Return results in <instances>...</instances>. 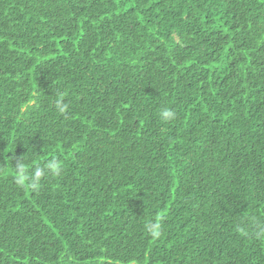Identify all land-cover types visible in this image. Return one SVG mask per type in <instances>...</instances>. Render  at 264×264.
I'll return each mask as SVG.
<instances>
[{
  "label": "trees",
  "instance_id": "obj_1",
  "mask_svg": "<svg viewBox=\"0 0 264 264\" xmlns=\"http://www.w3.org/2000/svg\"><path fill=\"white\" fill-rule=\"evenodd\" d=\"M0 264H264V0H0Z\"/></svg>",
  "mask_w": 264,
  "mask_h": 264
},
{
  "label": "clouds",
  "instance_id": "obj_2",
  "mask_svg": "<svg viewBox=\"0 0 264 264\" xmlns=\"http://www.w3.org/2000/svg\"><path fill=\"white\" fill-rule=\"evenodd\" d=\"M64 93H59L58 98L55 101V107L60 113H65L67 110V104L63 102ZM162 119L174 118V112L169 109H164L161 112ZM16 170V183L23 187L25 184L33 191H38L41 183L48 176H58L61 172L62 165L55 158L47 162H38L30 169L26 166L23 158L16 160L14 165ZM161 218H156L154 221H149L145 224V229L148 234L155 238L161 235Z\"/></svg>",
  "mask_w": 264,
  "mask_h": 264
},
{
  "label": "rangeland",
  "instance_id": "obj_3",
  "mask_svg": "<svg viewBox=\"0 0 264 264\" xmlns=\"http://www.w3.org/2000/svg\"><path fill=\"white\" fill-rule=\"evenodd\" d=\"M224 66H225V64L222 62V63L219 65V69H220V70H223Z\"/></svg>",
  "mask_w": 264,
  "mask_h": 264
}]
</instances>
